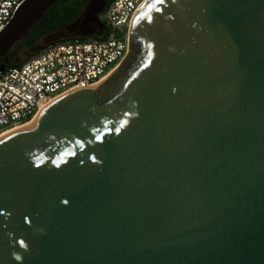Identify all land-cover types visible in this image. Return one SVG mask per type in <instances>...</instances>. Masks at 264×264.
Wrapping results in <instances>:
<instances>
[{
  "label": "water",
  "instance_id": "1",
  "mask_svg": "<svg viewBox=\"0 0 264 264\" xmlns=\"http://www.w3.org/2000/svg\"><path fill=\"white\" fill-rule=\"evenodd\" d=\"M56 1L20 7L1 73ZM106 2L24 58L97 35ZM128 51L0 137V264H264V0H148Z\"/></svg>",
  "mask_w": 264,
  "mask_h": 264
},
{
  "label": "built area",
  "instance_id": "2",
  "mask_svg": "<svg viewBox=\"0 0 264 264\" xmlns=\"http://www.w3.org/2000/svg\"><path fill=\"white\" fill-rule=\"evenodd\" d=\"M27 0H0V35ZM146 0H110L97 35L52 43L0 72V137L23 128L63 95L95 86L125 60L130 30Z\"/></svg>",
  "mask_w": 264,
  "mask_h": 264
},
{
  "label": "trees",
  "instance_id": "3",
  "mask_svg": "<svg viewBox=\"0 0 264 264\" xmlns=\"http://www.w3.org/2000/svg\"><path fill=\"white\" fill-rule=\"evenodd\" d=\"M88 0H57L44 13L42 18L37 22L32 29L25 35L23 40L15 47V52L12 55L19 57L20 62L15 63L13 57L9 58L7 67H14L25 61L21 51L27 46L33 45L41 37L56 31L57 29L68 25L75 21L81 14ZM110 0H107V3ZM4 59L0 58V64Z\"/></svg>",
  "mask_w": 264,
  "mask_h": 264
},
{
  "label": "flooded vegetation",
  "instance_id": "4",
  "mask_svg": "<svg viewBox=\"0 0 264 264\" xmlns=\"http://www.w3.org/2000/svg\"><path fill=\"white\" fill-rule=\"evenodd\" d=\"M86 3H87V2H86ZM106 3H107V2H106ZM85 5H86V4H85ZM84 7H85V6H84ZM82 11H83V10H82ZM81 13H82V12H81ZM16 46H17V45H16ZM16 46H15V47H16ZM15 47H14V48L12 49V51L9 53L8 57H9V58H10V57H13L15 61H17V60L20 61L19 57L12 55L13 52L16 51V50H15ZM24 51H25V48L21 51V53L23 54ZM128 55H129V51H128L127 55H126V58L128 57ZM126 58H125V59H126Z\"/></svg>",
  "mask_w": 264,
  "mask_h": 264
},
{
  "label": "rangeland",
  "instance_id": "5",
  "mask_svg": "<svg viewBox=\"0 0 264 264\" xmlns=\"http://www.w3.org/2000/svg\"><path fill=\"white\" fill-rule=\"evenodd\" d=\"M47 9H48V8H47ZM47 9H46L44 12H42V13H43V14H41L42 16H43L44 13L47 11ZM41 15L38 16V18L33 22V24H32V25L30 26V28L27 30V33L32 29V27H33L37 22H39V20L42 18ZM27 33H26V34H27ZM26 34H25V35H26ZM69 39H70V38H67V39H64V40H69ZM11 51H12V50H11ZM11 51H10V52H11ZM10 52H9V53H10ZM32 55H33V54H32ZM23 56H25V52L23 53ZM30 56H31V55H30Z\"/></svg>",
  "mask_w": 264,
  "mask_h": 264
},
{
  "label": "bare ground",
  "instance_id": "6",
  "mask_svg": "<svg viewBox=\"0 0 264 264\" xmlns=\"http://www.w3.org/2000/svg\"><path fill=\"white\" fill-rule=\"evenodd\" d=\"M148 0H146L144 3H143V5L147 2ZM143 5L141 6V8L143 7ZM140 8V9H141ZM139 9V10H140ZM139 10L137 11V13L139 12ZM136 13V14H137ZM136 16V15H135ZM36 119H37V116L32 120V121H30L28 124H26L23 128H26V127H30L31 125H33L34 124V122L36 121ZM6 135V134H5ZM4 136V135H3Z\"/></svg>",
  "mask_w": 264,
  "mask_h": 264
},
{
  "label": "snow or ice",
  "instance_id": "7",
  "mask_svg": "<svg viewBox=\"0 0 264 264\" xmlns=\"http://www.w3.org/2000/svg\"><path fill=\"white\" fill-rule=\"evenodd\" d=\"M158 3H162L163 0H157ZM65 203H67V201H65Z\"/></svg>",
  "mask_w": 264,
  "mask_h": 264
}]
</instances>
